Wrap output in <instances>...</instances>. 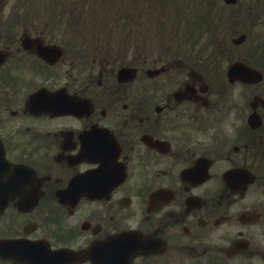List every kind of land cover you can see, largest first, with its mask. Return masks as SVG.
<instances>
[{
	"label": "flooded vegetation",
	"instance_id": "af4514ba",
	"mask_svg": "<svg viewBox=\"0 0 264 264\" xmlns=\"http://www.w3.org/2000/svg\"><path fill=\"white\" fill-rule=\"evenodd\" d=\"M58 11L0 14V264H264V0L133 65Z\"/></svg>",
	"mask_w": 264,
	"mask_h": 264
},
{
	"label": "rangeland",
	"instance_id": "374dc122",
	"mask_svg": "<svg viewBox=\"0 0 264 264\" xmlns=\"http://www.w3.org/2000/svg\"><path fill=\"white\" fill-rule=\"evenodd\" d=\"M57 5L63 18L77 24L75 36L77 41L98 43L110 48H117L120 52L136 44L132 42L140 37L141 31L149 39L165 36L171 41L187 26L185 15L190 10L193 21L198 11V1L201 0H49ZM116 1V5L114 2ZM37 0H0V14L7 17L12 9L21 12L27 7H40ZM195 5L194 8H192ZM109 6L114 10V22L107 14ZM142 19L140 20V16ZM183 22L179 25V18ZM87 35V36H85ZM92 36V37H88ZM142 36V35H141ZM118 54L117 51L114 52Z\"/></svg>",
	"mask_w": 264,
	"mask_h": 264
}]
</instances>
